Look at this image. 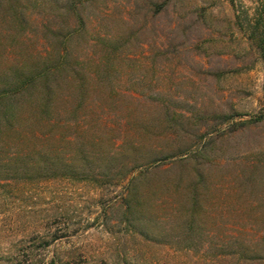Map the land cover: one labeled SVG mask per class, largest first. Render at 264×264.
Instances as JSON below:
<instances>
[{
    "label": "rangeland",
    "instance_id": "rangeland-1",
    "mask_svg": "<svg viewBox=\"0 0 264 264\" xmlns=\"http://www.w3.org/2000/svg\"><path fill=\"white\" fill-rule=\"evenodd\" d=\"M260 37L264 0H0V90L62 62L0 99V264H237L264 237Z\"/></svg>",
    "mask_w": 264,
    "mask_h": 264
},
{
    "label": "trees",
    "instance_id": "trees-1",
    "mask_svg": "<svg viewBox=\"0 0 264 264\" xmlns=\"http://www.w3.org/2000/svg\"><path fill=\"white\" fill-rule=\"evenodd\" d=\"M261 20V17H256V19H254L255 23H257V29L259 28V22ZM260 42L258 43V47L261 49V51L264 50V41H261V37L260 39H258ZM62 63V62H61ZM60 61L57 62L56 64H54L53 66L51 65L50 67H43V68H39L37 70H35L34 72H32L30 75L25 76V78L20 79V80H14L15 82H13V84L11 85V83H9L8 87H6V89H1L0 90V99H4L6 98L9 100H12V98H19L20 96L24 95V94H31L30 92L27 93V91L32 88L35 87L36 85H39L40 82L43 83H47L49 82V75L51 74V72H53V70L57 69L58 67L61 66ZM50 68H54L52 71ZM53 74V73H52ZM46 88H48V91L44 93L45 97L46 95L48 96L52 91L49 89V86L46 85ZM48 102H50V98L47 100ZM47 104V103H46ZM11 106L8 109L7 113H6V128L11 129V130H15L17 131L16 124H15V111L11 112ZM14 108V107H13ZM47 108V107H45ZM264 116V113H262V117ZM25 154L24 153H10L8 155V157L6 158V163L8 164V169H6V174L9 175L11 174L9 172V168H12V166H14L15 170L18 171V169L20 167L25 166L26 168H33L37 166L36 160L32 159L31 161H28L27 159H25ZM23 161V164L19 163V161ZM6 176V175H5ZM48 244V241L45 240L44 244ZM241 246V249L236 251L235 254H233V258H235L234 260L237 261V264H246V262H250L252 260L254 261H264V237H256L255 239H253L252 241L249 242H243L240 241L238 243ZM229 255V253H221V257L223 256H227Z\"/></svg>",
    "mask_w": 264,
    "mask_h": 264
}]
</instances>
